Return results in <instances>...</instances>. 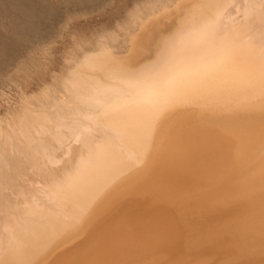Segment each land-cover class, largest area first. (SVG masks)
<instances>
[{"label": "bare ground", "instance_id": "bare-ground-1", "mask_svg": "<svg viewBox=\"0 0 264 264\" xmlns=\"http://www.w3.org/2000/svg\"><path fill=\"white\" fill-rule=\"evenodd\" d=\"M233 1L156 5L3 124L9 212L48 226L0 264H264V37Z\"/></svg>", "mask_w": 264, "mask_h": 264}, {"label": "rangeland", "instance_id": "rangeland-1", "mask_svg": "<svg viewBox=\"0 0 264 264\" xmlns=\"http://www.w3.org/2000/svg\"><path fill=\"white\" fill-rule=\"evenodd\" d=\"M178 1L180 0H0V130L4 131V125L5 129L11 127L13 130L25 114L31 116L36 110L32 106L36 104L35 98L42 96L48 88H52L51 91L55 93V89H59L67 80L66 76L75 71V61L82 60L107 43L113 45L118 53H125L128 33L129 36L134 33L139 19L152 15L153 11H161L165 4L172 6ZM233 2L226 12L230 15H234L235 11L239 14L242 12V18L250 16L247 12L249 7L254 9L256 15L250 19L256 24L258 35L264 37V32H261L264 31V0ZM41 107L43 106L38 105L37 110L44 109ZM126 152L125 150L120 156ZM133 166L130 164L127 170ZM11 176L15 180L33 177L35 188L41 187L38 174L33 169ZM18 186L16 184L14 188H0V254L2 250H11L25 240L17 238L19 233L48 226L46 219L19 225L12 217L9 209L24 204L19 201L14 190ZM55 203L54 201L60 213L59 205ZM63 203V200L59 201V204ZM69 214L71 215L70 212ZM46 216L49 214L46 213ZM77 219L78 217L73 220L74 223ZM62 221L63 218H57L55 225L60 226ZM66 221L73 223L71 218ZM4 255L5 253L2 254ZM260 261L256 259L254 262Z\"/></svg>", "mask_w": 264, "mask_h": 264}]
</instances>
